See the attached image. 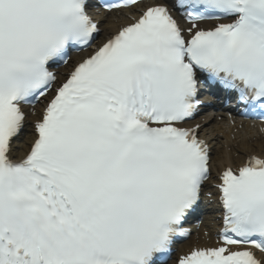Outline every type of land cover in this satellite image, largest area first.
<instances>
[{
	"label": "snow or ice",
	"instance_id": "1",
	"mask_svg": "<svg viewBox=\"0 0 264 264\" xmlns=\"http://www.w3.org/2000/svg\"><path fill=\"white\" fill-rule=\"evenodd\" d=\"M138 3L0 0V264H170L204 199L217 244L173 264H264V154L206 192L210 148L184 126L202 85L264 124V0H161L96 43L94 7Z\"/></svg>",
	"mask_w": 264,
	"mask_h": 264
},
{
	"label": "bare ground",
	"instance_id": "2",
	"mask_svg": "<svg viewBox=\"0 0 264 264\" xmlns=\"http://www.w3.org/2000/svg\"><path fill=\"white\" fill-rule=\"evenodd\" d=\"M141 9V6H137L132 10H126V12H131L134 15H138V11ZM102 22V27L107 32H113L119 30V28L125 24L132 22V20L128 17H124L121 15L120 17H112V18H104L100 16ZM80 56L76 55L73 60L77 61ZM71 65L63 68L61 72H68L70 70ZM39 108H43L39 106ZM32 118V120H35ZM210 120V124L212 118L207 119ZM202 119L197 120L196 122L202 123ZM195 124L191 123L190 126ZM212 126L217 132H213L209 129V126H202V136L206 139L213 140V156L211 161L212 166V179L211 182L215 181V176L220 174V172L229 166H240L244 163L249 154H264V134L258 133L254 129L249 127V124H245V129L239 130L230 126L226 121L222 123H213ZM30 143V138L27 136L23 140H18L16 142V155L22 156L24 152L27 151ZM211 184H209V187ZM206 226L212 232L216 228H219L217 222L214 220H209L206 222ZM194 245H196V241L193 240L192 245L189 247L191 249Z\"/></svg>",
	"mask_w": 264,
	"mask_h": 264
}]
</instances>
